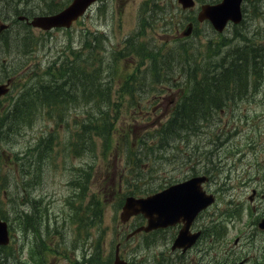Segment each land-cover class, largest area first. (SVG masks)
Returning <instances> with one entry per match:
<instances>
[{
  "label": "rangeland",
  "instance_id": "1",
  "mask_svg": "<svg viewBox=\"0 0 264 264\" xmlns=\"http://www.w3.org/2000/svg\"><path fill=\"white\" fill-rule=\"evenodd\" d=\"M52 3L53 0H0V15L11 24L0 39L3 70L11 66L10 71L19 74L25 66L31 65L38 70L32 83H49L52 73H44L48 65L75 60L87 73L92 70L86 63L89 58L103 57L101 69L108 70L105 76L112 81V92L108 99L99 95L88 100L83 95L80 101L79 97L84 93L75 92L76 100L68 103L73 110L62 109L61 119L54 109L49 110V115L42 114L51 107L38 110L31 122L17 126L13 122L6 125L0 116V210L11 218L8 217L13 230L12 244L19 250V255L21 251L23 260L39 264L31 251L24 253L27 238H23L24 230L16 222L15 211L24 201L18 197L21 187H28L26 195L37 201L38 213H47L49 217L43 236L34 238L35 249L41 248L39 243L43 240L44 244L48 242L49 249L53 244L59 254L44 252V264H71V260L76 255L81 256L83 251H86V264L89 258L91 264H112L116 243L128 233L119 222V194L123 187L125 190L150 189L156 183H168L192 171L207 172L211 160V192L216 195V202L211 206V258L220 261L228 257L236 262L245 260V264H264V230L256 224L264 216V68L260 69L254 82L256 86L250 85L252 90L243 98L228 101L226 110L211 121V125L207 124L183 139L163 138L160 142L163 146L158 145L159 149H156L157 140H151L157 135L154 124L165 122L175 103L171 99H176L181 92L162 91L160 84L155 86V94H151L148 87L137 93L124 89L127 75L148 82L154 75L151 66L155 68L156 63L164 59H170L172 71L179 69L184 77H171L167 81L192 80L188 74L191 70L188 62L197 67L203 54L209 55L206 63L216 62L221 41L230 42V46L243 42L264 46V0H245L243 22L230 24L223 33L225 39L217 37L206 22L201 23L190 38L179 42L171 40L190 20L181 11L177 0H104L69 29L43 31L29 28L18 18L25 13L43 14ZM165 6L167 12L172 13L169 21L160 17ZM16 8L28 12L16 14ZM147 13H150L154 27H149L147 37L142 34L137 38V33L141 32L137 29L138 24L142 26ZM142 31L144 33L143 28ZM24 33L28 36L26 41L11 43L17 35L23 38ZM130 41L136 42L140 48L146 47L149 55L146 61L141 57L135 64L136 52L131 51ZM93 42L96 48L91 53L89 48ZM179 49L185 53L182 62L177 60L180 58ZM114 51L121 52L117 55L121 60L117 68L112 60ZM157 54L159 59L154 62L151 56ZM20 92V88L15 87L8 100H3L4 107ZM144 104L153 107H142ZM99 111H106L113 117L111 135L110 132L96 135V131L86 130L81 144L77 143L75 134L80 122L75 121H80L89 112L100 114ZM58 121L63 123L59 129ZM53 126L55 129L50 134L48 129ZM50 137H53L51 145L47 141ZM68 143L72 158L68 157L65 148ZM73 143L76 144L74 153ZM142 143L148 146V151L146 156L137 160L134 155ZM83 166L91 172L86 199L90 206L87 205L86 209V228L79 232L78 226L72 223L74 211L68 198L72 193L70 182L77 175L79 177ZM127 182L131 184L129 187ZM253 188L258 194L250 202L248 196ZM36 218L34 224L38 223ZM39 227L38 224L36 229ZM56 229L62 231L63 236L54 234ZM237 237L238 242H234ZM142 245L138 237L132 238L129 242H122L121 251L134 264H155L152 259L154 249ZM158 245L154 247L156 252ZM74 247L79 249L75 251ZM159 247L163 249L164 245L161 243ZM65 250L70 253L69 258L63 254ZM132 251L136 256L130 255Z\"/></svg>",
  "mask_w": 264,
  "mask_h": 264
},
{
  "label": "trees",
  "instance_id": "2",
  "mask_svg": "<svg viewBox=\"0 0 264 264\" xmlns=\"http://www.w3.org/2000/svg\"><path fill=\"white\" fill-rule=\"evenodd\" d=\"M60 5V2L51 5L52 7L48 9V12L60 9ZM19 11L22 10L16 8L15 12ZM15 38L20 42L18 36ZM14 42L15 41L11 43ZM8 43L9 42L6 44ZM222 45H224L222 47L223 49L227 48L225 43ZM6 46L8 47V45ZM252 47L253 45L247 43L245 45H234L231 49L225 52L223 51L220 59H217L216 62L211 63L210 61L201 66L198 73L195 70H191L194 81L189 90L190 94L183 98L174 115L165 128H162L163 130H161V132L173 140L185 138L187 135L193 133L192 131L210 123L213 113L211 109H214L215 106L217 109L219 107V102L224 101L225 98L234 96L235 92L237 94L243 93L249 83L250 76H259L258 65L259 69L264 68V51L261 52L258 48ZM218 54L220 53L218 52L217 55ZM171 65L173 67L172 63ZM58 69L59 76L62 77L67 84H65L64 87L60 85L59 89L55 88V84H53L49 89L45 88L36 91L35 88L32 87L30 92H22L23 94L20 101L22 100L21 104L24 105L19 103L17 107H21L24 111L20 112L18 115H16L19 112L17 107L12 111L14 115L9 116L10 119L13 120V123L16 124L24 114L27 115V111L31 109L27 110V108L31 106L34 99H39L48 105H53L58 101H60V103L64 102L63 98H66L75 91L79 92L84 89L86 90L87 98L93 99L95 94L101 89L102 83L100 79L101 76H103V72L88 74L86 75V79H83V72L80 68V64L75 63L74 60L71 61L69 65L66 64ZM86 88H88V90ZM99 117H101V120L103 119L102 114L99 116L92 115L89 118V129H91L95 123L98 124L101 121ZM98 127H100V125H97L95 130ZM0 214L2 217L6 218V214L1 210ZM4 250V247H0V264H6L9 260L8 258H1ZM14 259L15 256H13V259H10L9 262L13 263Z\"/></svg>",
  "mask_w": 264,
  "mask_h": 264
},
{
  "label": "water",
  "instance_id": "3",
  "mask_svg": "<svg viewBox=\"0 0 264 264\" xmlns=\"http://www.w3.org/2000/svg\"><path fill=\"white\" fill-rule=\"evenodd\" d=\"M94 0H73L63 11L54 15L36 16L32 24L42 28H51L53 26L70 25L72 20L83 13L87 6ZM192 1L190 2V4ZM242 0H222L216 4L203 5L199 14L200 19L210 18L214 26L222 30L228 20L239 22L242 18L241 10ZM8 90L6 84H0V95ZM204 177H196L184 183L176 184L168 189L146 198L129 197L124 205L123 218L126 220L131 214L143 212L149 218V225L146 230L158 226H165L179 220L181 217L188 222L181 230V234L176 241V246L189 245L194 237L188 235V226L199 210L214 200L213 195L208 196L201 188L200 182ZM264 228V219L260 223ZM191 238V239H190ZM9 241L6 222L0 219V244H6ZM115 264H126L117 259Z\"/></svg>",
  "mask_w": 264,
  "mask_h": 264
},
{
  "label": "flooded vegetation",
  "instance_id": "4",
  "mask_svg": "<svg viewBox=\"0 0 264 264\" xmlns=\"http://www.w3.org/2000/svg\"><path fill=\"white\" fill-rule=\"evenodd\" d=\"M209 179H210L209 182L211 185V176ZM210 192H211V189H210ZM198 218L192 223L191 229L192 230H201L202 233H201L200 239L197 240L196 244H194L192 247H190L186 250H180L179 249V250H176L173 252L170 251L169 256L172 257V259L168 260V261H170V264H185V259H187V261L192 263V264H194V263L195 264H211V208L208 211L209 225L207 228V236H206V230L199 223L200 221ZM140 221H141L140 217H138V216L133 217L128 221L127 226L128 225L137 226V225L141 224ZM142 222H143V218H142ZM179 227H180V225L169 227V229L171 231H169L167 233V238H166L167 243H170L171 241H173L174 235L178 231ZM164 230H167V228H165ZM206 238H208V245H207V247H203L201 245V243ZM204 258H206V260L202 261Z\"/></svg>",
  "mask_w": 264,
  "mask_h": 264
}]
</instances>
